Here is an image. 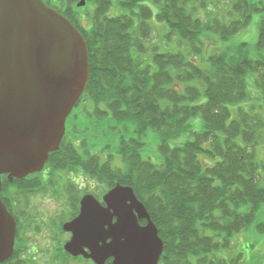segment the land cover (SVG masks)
Instances as JSON below:
<instances>
[{"label": "trees", "instance_id": "1", "mask_svg": "<svg viewBox=\"0 0 264 264\" xmlns=\"http://www.w3.org/2000/svg\"><path fill=\"white\" fill-rule=\"evenodd\" d=\"M44 1L83 34L90 68L84 93L68 116L66 134L60 148L50 153L46 169L82 171L100 183L104 193L117 183L131 186L164 241L159 264H242V252L227 257L224 252L231 251L234 237L254 223L257 231H264V222H256L264 210V16L255 43L215 49L207 58L203 54L209 33L231 40L256 13L264 12L263 4L117 0L119 12L111 15L113 0H91V25L85 28L77 17L80 10H72L76 0ZM221 3L228 5L225 15L202 18L201 12ZM158 25L163 27L160 41L151 43ZM173 44L179 49L172 50ZM90 103L92 111L87 108ZM78 107L85 108L90 118L119 124L120 128L110 126L118 140L105 160L102 152L109 145L97 154L91 139H70L80 133L73 114ZM197 118L202 129L192 131ZM188 132V139L171 145ZM151 134L159 137L157 163L143 155ZM116 157L120 164L114 162ZM2 179L1 197L18 223L14 255L2 264H28L20 243L25 224L15 212L17 204L9 199L17 194V203L25 210L31 195L51 190L47 186L53 177L41 172ZM79 186L72 178L62 185L72 207L60 225L62 233L63 224L78 214L80 200L88 192ZM29 220L34 225L35 219ZM61 243L50 264H95L70 255Z\"/></svg>", "mask_w": 264, "mask_h": 264}, {"label": "water", "instance_id": "2", "mask_svg": "<svg viewBox=\"0 0 264 264\" xmlns=\"http://www.w3.org/2000/svg\"><path fill=\"white\" fill-rule=\"evenodd\" d=\"M89 75L86 40L69 18L44 0H0V192L3 175L43 171ZM102 200L81 198L78 215L63 224L71 233L64 249L95 264H159L164 241L134 189L117 183ZM17 227L0 197V264L15 252Z\"/></svg>", "mask_w": 264, "mask_h": 264}, {"label": "rangeland", "instance_id": "3", "mask_svg": "<svg viewBox=\"0 0 264 264\" xmlns=\"http://www.w3.org/2000/svg\"><path fill=\"white\" fill-rule=\"evenodd\" d=\"M80 0L74 1L72 10L78 11V20L79 23L85 28H89L91 25L90 15L94 10V3L91 0H86V5L79 9L76 4ZM259 2L264 6V0H252ZM77 2V3H76ZM227 4L219 5L218 8L207 12H201L202 18L213 17L221 14L225 15ZM119 12L117 7V0H113V5L110 10V14L114 15ZM264 16L263 13H256L251 21L250 25L236 34L231 40L224 41L219 39L215 34H210L209 37L205 38V52L203 54L204 58H207L215 49L221 50L226 47H232L240 42L247 41L251 44L255 43L257 39V29L259 25L260 16ZM155 24V20L153 19ZM156 30H153L151 34V43H158L160 41V36L163 30L161 25L157 26ZM211 36V37H210ZM172 50H178L179 47L176 45H171ZM201 61V59H199ZM87 108L92 111V104L90 103ZM85 108L78 107L74 110L75 115L78 118L75 119L74 124L78 125V131L80 132L76 137V140L80 138L91 139L92 143L96 146H92V149L96 148L97 154L100 153V150L103 149L106 145L109 147L105 148L106 152H102V160H105L108 157V153H113L115 146L117 144L118 134H113L111 125H114L118 128L119 124L112 122L110 119H105L100 122L95 118H90V113L84 111ZM87 113V114H86ZM90 116V117H89ZM202 129V121L200 118L195 119L192 122V131H200ZM191 136V132L185 133L183 136H180L177 140H172L171 145H177L185 141ZM146 146L143 152L145 157H149L153 162L161 161L160 153L158 151L157 145L159 144V137L154 134H151L146 139ZM116 164H120L119 159L116 157L114 160ZM62 164V163H61ZM72 168L68 170L57 169L50 170L49 177H53V183L50 184L51 190L48 193H36L33 196L31 195L29 200V206L27 209L21 205H18L16 195H12V205L17 204L14 207L17 215H21L22 222L25 224V229L21 233L22 245L25 247L22 253V256L25 257L28 264H50L54 259L55 248L59 247V243H65L71 237L70 233L60 232V225L64 218H68L71 215L72 207L71 200L68 199V194L65 195L62 185L69 179L72 178L75 182L79 183L82 191L86 190L89 193L94 194L95 196H100L103 194L104 188L96 180L90 177V175H84L82 171L78 173L70 172ZM45 171V170H44ZM46 174V175H47ZM45 175V176H46ZM48 177V178H49ZM49 185V184H46ZM79 186V187H80ZM87 192V193H88ZM9 197V196H8ZM29 219H35L34 225L36 224V229L34 228L33 223ZM30 221V222H29ZM256 222H264V210H261L258 213ZM256 224L254 223L249 230L242 231L240 234L236 235L232 241L233 249L231 251L224 252V257H227L230 252H242L244 254V262L242 264H264V231H257ZM39 227V228H38ZM34 229V230H33ZM39 232H37V231ZM59 239V240H58ZM61 243V244H62ZM231 255V254H230ZM30 258V259H29ZM33 259V261H32ZM112 259H108L106 264L109 263ZM71 264H81L79 262H71ZM85 264V263H84Z\"/></svg>", "mask_w": 264, "mask_h": 264}, {"label": "flooded vegetation", "instance_id": "4", "mask_svg": "<svg viewBox=\"0 0 264 264\" xmlns=\"http://www.w3.org/2000/svg\"><path fill=\"white\" fill-rule=\"evenodd\" d=\"M70 139H75V136H70ZM79 142V141H78ZM50 170L49 169H45V171L43 172V176H45L47 174V172H49ZM46 178L49 177V173L45 176ZM50 178V177H49ZM4 198V197H2ZM9 199V198H8ZM10 200V199H9ZM5 202V201H4ZM13 214V213H12Z\"/></svg>", "mask_w": 264, "mask_h": 264}]
</instances>
